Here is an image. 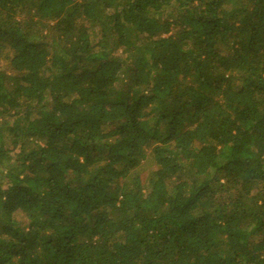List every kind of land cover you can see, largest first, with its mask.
Wrapping results in <instances>:
<instances>
[{"label":"trees","instance_id":"obj_1","mask_svg":"<svg viewBox=\"0 0 264 264\" xmlns=\"http://www.w3.org/2000/svg\"><path fill=\"white\" fill-rule=\"evenodd\" d=\"M0 264H264V0H0Z\"/></svg>","mask_w":264,"mask_h":264},{"label":"rangeland","instance_id":"obj_2","mask_svg":"<svg viewBox=\"0 0 264 264\" xmlns=\"http://www.w3.org/2000/svg\"><path fill=\"white\" fill-rule=\"evenodd\" d=\"M142 155L145 156L144 154H142ZM146 159H147V156H146V158L142 159V161L144 162ZM143 164H144V163H143Z\"/></svg>","mask_w":264,"mask_h":264}]
</instances>
